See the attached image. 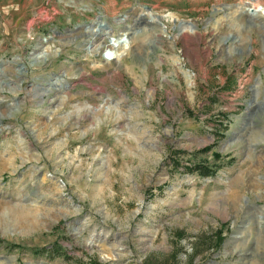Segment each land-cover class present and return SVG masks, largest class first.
I'll use <instances>...</instances> for the list:
<instances>
[{
  "label": "rangeland",
  "instance_id": "1",
  "mask_svg": "<svg viewBox=\"0 0 264 264\" xmlns=\"http://www.w3.org/2000/svg\"><path fill=\"white\" fill-rule=\"evenodd\" d=\"M248 1L0 0V264H264Z\"/></svg>",
  "mask_w": 264,
  "mask_h": 264
},
{
  "label": "bare ground",
  "instance_id": "2",
  "mask_svg": "<svg viewBox=\"0 0 264 264\" xmlns=\"http://www.w3.org/2000/svg\"><path fill=\"white\" fill-rule=\"evenodd\" d=\"M250 1V0H249ZM248 2H244V4H241L238 9L245 13L248 14L250 16H254V17H261L264 18V5H254V6H250L248 5ZM152 20H155V16L152 17ZM181 26V25H180ZM189 30L191 32H193V30L189 29V27L187 26H181L180 30H179V34H182L184 31ZM125 37V34L122 35V38ZM126 46V43L124 41H120L118 40L116 42V44L114 45V48L112 50H109L106 55L107 58H111L112 56H117V51L119 49H122Z\"/></svg>",
  "mask_w": 264,
  "mask_h": 264
},
{
  "label": "trees",
  "instance_id": "3",
  "mask_svg": "<svg viewBox=\"0 0 264 264\" xmlns=\"http://www.w3.org/2000/svg\"><path fill=\"white\" fill-rule=\"evenodd\" d=\"M213 155L215 158L219 157L218 153H213ZM196 168H197V171L200 172L201 174L209 175L212 173V169H208L206 167L198 166Z\"/></svg>",
  "mask_w": 264,
  "mask_h": 264
},
{
  "label": "water",
  "instance_id": "4",
  "mask_svg": "<svg viewBox=\"0 0 264 264\" xmlns=\"http://www.w3.org/2000/svg\"><path fill=\"white\" fill-rule=\"evenodd\" d=\"M140 16H142V17H143V16H144V13H141V14H140ZM157 18L159 19V18H160V16H158V15H157ZM121 20L123 21V20H124V17H123ZM181 23H183V22H182V21H181V22H179V24H178V26H177L178 28H179V26H180V24H181ZM191 25L193 26V24H191ZM121 40H123V38H121Z\"/></svg>",
  "mask_w": 264,
  "mask_h": 264
}]
</instances>
